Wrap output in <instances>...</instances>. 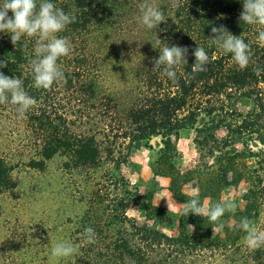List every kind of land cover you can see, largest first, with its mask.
<instances>
[{
    "label": "trees",
    "instance_id": "1",
    "mask_svg": "<svg viewBox=\"0 0 264 264\" xmlns=\"http://www.w3.org/2000/svg\"><path fill=\"white\" fill-rule=\"evenodd\" d=\"M50 2L76 17L57 34L68 38L71 51L58 60L64 79L50 89L33 86L30 61L35 58L38 37L22 36L14 46L10 34L0 33V61H8L0 72L23 81L25 91L36 100L22 118L37 128L39 137L38 159L30 160L29 168L44 171L54 157L64 156L66 171L108 164L111 168L105 173L112 182L113 171L126 163L132 150L159 139L151 158L153 177L169 178V191L181 204L197 197L203 205L209 200L210 207L223 203L221 195L229 188L242 182L248 186L243 204L220 218L223 228L207 217L181 212L176 232L168 235L156 225L168 224L171 213L150 200L145 219L154 225H140L127 216L142 196L119 181L112 199L99 198L93 212H86L84 228L95 231L96 242L84 240L79 259L84 264H152L160 257L165 264H184L175 257L202 252L231 254V264H264V246L248 247L246 233L238 227L241 218L247 217L257 230L264 231V45L258 40L264 26L239 20L243 0H176V6L173 0H148L165 17L152 29L140 22L139 6L145 0ZM131 26L125 37L122 31ZM213 26H224L250 45L252 55L246 68L240 69L231 53L211 43ZM165 45L188 48L187 62L175 69L176 83L163 75V66L155 68L154 60ZM197 46L205 49L210 61L204 71L194 73ZM133 54L134 62L130 60ZM113 66L123 88L115 93L103 86V75ZM256 68L262 70L259 75ZM57 90L67 95L81 128L70 124L66 110L58 108ZM242 102L249 104L246 109L240 108ZM5 105L16 110L11 103ZM89 117L96 122H84ZM186 130L195 132L193 142L199 154L188 175L175 164L179 155L175 142ZM12 172L13 167L0 155V196L15 195L17 181ZM191 180L196 182L197 196L182 192V185ZM116 182L111 184L115 188Z\"/></svg>",
    "mask_w": 264,
    "mask_h": 264
},
{
    "label": "rangeland",
    "instance_id": "2",
    "mask_svg": "<svg viewBox=\"0 0 264 264\" xmlns=\"http://www.w3.org/2000/svg\"><path fill=\"white\" fill-rule=\"evenodd\" d=\"M129 30L132 31V26L125 27L122 34L127 37ZM134 57L136 55H130L132 62L137 60ZM130 60L127 65L131 64ZM115 70L113 66L102 74L104 89L111 93L123 89L120 87L121 78L116 76ZM57 100L58 108L66 110L70 124L73 122L78 129L81 128L82 124L67 104V95L60 92ZM248 105L242 102L240 108L246 109ZM87 120L90 124L96 122L90 117L84 122ZM36 129L29 122H24L11 106L0 104V155L13 167L12 177L17 181L15 195L6 193L0 196V264H84L80 247L86 240V212H93L99 198L112 199L118 193L119 181L125 182L126 188L142 196L129 208L128 217L134 218L140 225H154L145 219V209L150 200L153 206L171 213L168 224L156 226L168 235L176 232L182 212L176 204L181 203L169 191L170 179L153 177L151 169V158L159 148V139L150 142L149 147L153 150L149 147L132 150L126 163L113 171V181L116 180L118 185L115 188L111 185L113 181L107 180L105 172L111 168L108 164L93 170L66 171L62 168L66 158L56 156L47 163L44 171L29 168L27 163L38 159L39 137ZM194 135L193 130H186L175 142L179 154L175 164L181 173L194 170L198 162ZM222 135L219 133V136ZM247 188L245 182L229 188L222 193L221 201L241 205ZM182 192L197 196L199 191L195 180L183 184ZM209 203V200H205L204 206L209 207ZM261 218L264 221V214ZM57 242L71 244L75 248L74 253L63 258L53 256L52 247ZM175 258L184 264H231L232 255L199 252L184 257L177 255ZM152 264L165 263L158 257Z\"/></svg>",
    "mask_w": 264,
    "mask_h": 264
},
{
    "label": "clouds",
    "instance_id": "3",
    "mask_svg": "<svg viewBox=\"0 0 264 264\" xmlns=\"http://www.w3.org/2000/svg\"><path fill=\"white\" fill-rule=\"evenodd\" d=\"M176 6V0H173ZM140 22L149 29L157 28L165 21L162 11L155 5L145 0L140 6ZM11 12V16L9 15ZM239 20L248 25L264 26V0H243V8ZM76 21L75 15L65 13L57 8L50 0H2L0 2V33L10 34L11 43L16 46L22 36L38 37L35 46V58L30 61L34 82L33 86L38 89H50L54 82L64 79V72L58 65L61 57L68 56L71 44L67 37L57 36L58 33ZM212 36L209 40L217 45L222 51L232 54V59L240 69L246 68L251 59L250 45L245 43L240 36L232 35L224 26H213ZM259 42L264 45V30L259 32ZM158 39L157 43L159 44ZM158 59L154 60L155 68L163 66V75L173 83L177 82L176 67L186 60L187 47L165 45L159 51ZM195 62L192 71L202 72L209 63L210 58L203 47L197 46L194 50ZM7 60L0 61V68L7 67ZM257 75L262 71L254 69ZM11 103L16 106V112L21 118L36 104L23 86V81L9 77L0 72V104ZM176 204V203H175ZM182 211L183 216L194 214L207 217L219 228L220 218L228 211L234 212L235 203L217 202L215 205L205 207L197 197H193L183 204H176ZM170 210V205L168 202ZM191 226V225H189ZM238 227L246 233L245 243L252 249L264 246V231H259L253 222L247 217H242ZM86 243L96 242V233L92 228L85 229ZM75 248L71 244L57 242L52 247V255L58 258L72 255Z\"/></svg>",
    "mask_w": 264,
    "mask_h": 264
}]
</instances>
